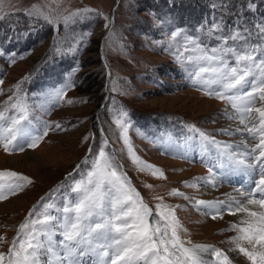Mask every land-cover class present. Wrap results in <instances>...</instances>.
<instances>
[{"label": "rangeland", "instance_id": "374dc122", "mask_svg": "<svg viewBox=\"0 0 264 264\" xmlns=\"http://www.w3.org/2000/svg\"><path fill=\"white\" fill-rule=\"evenodd\" d=\"M114 2L0 0V35L38 41L12 58L0 49V264H96L91 250L105 264H177L167 255L181 246L211 257L184 255V264H264V53L246 50L235 30L231 63L228 41L200 45L165 18L151 17L163 39L149 41L133 30L146 15L143 0H120L110 26ZM45 54L85 59L79 73L94 77L92 91L74 89L70 69L39 95L11 97ZM163 64L182 78L164 74L156 87ZM132 111L166 115L187 133L157 135L152 147ZM58 182L79 193L59 207ZM45 189L53 196L34 212ZM235 200L252 201L256 214ZM143 204L166 225L167 251Z\"/></svg>", "mask_w": 264, "mask_h": 264}, {"label": "trees", "instance_id": "16d2710c", "mask_svg": "<svg viewBox=\"0 0 264 264\" xmlns=\"http://www.w3.org/2000/svg\"><path fill=\"white\" fill-rule=\"evenodd\" d=\"M120 2V1H119ZM118 2V4H119ZM144 6L141 8L144 14H146L139 24L133 28V30L137 33L139 37H145L149 41L150 40H162L163 35H161V31L157 30V28L153 27L151 24V17L156 19V21H161L163 18L166 20L171 21V25L174 28L181 27L187 28L186 31L192 38L197 37L199 39L200 45H213L217 44L220 40L228 41L227 44L232 46L233 51L228 59L224 57L225 60L230 61L231 63H235V50L239 43L236 40L235 36H229V33L234 32L235 30H239L242 32L243 35V44L246 50L249 47L254 46V52L259 55L261 52L264 53V48L261 49V46L264 47V33H261V29L264 27V0H143ZM253 3L255 6L254 8H250L249 5ZM117 4V7H118ZM116 7V9H117ZM114 10V13L116 11ZM212 11L213 14V21L210 19V12ZM140 12V13H141ZM113 13V16H114ZM166 26L168 24L166 22ZM38 38L43 37L42 33ZM195 34H199L196 35ZM38 35V33H36ZM108 32L106 34L107 38ZM5 35H0L1 39V54L8 55L13 57V53L16 54L22 52L27 53L31 48H34L38 45V41L31 40L32 38L26 37L22 41L23 45H19V43H15L14 39L17 38V41L21 38V36L10 38H4ZM37 37V36H36ZM9 39L11 41L10 45H13L11 48L3 45V42ZM106 40V39H105ZM17 45V47L15 46ZM19 46V47H18ZM260 48V49H259ZM8 52V53H5ZM80 55L78 56V58ZM80 60V61H79ZM78 63V64H77ZM76 65L71 62L70 59L66 58H55V57H47V54L42 56L37 63V65L32 66L28 71L26 78H24L18 86V89L15 91V95L12 94L11 97L16 96L17 99H28L27 97H31L34 94H41L53 88V81L57 82L54 83L56 85H60L63 81V73H67L71 69L72 78L71 82L73 84L74 89L80 90L83 92H91L93 87L95 86L96 80L94 77L79 73V71L85 67V59H78ZM74 64V65H73ZM165 69H160V75H155L154 84L158 87L159 85V78L166 77V74L169 76L175 75L176 79L177 76H182L179 73V70L176 68H172L168 66V64L161 65ZM167 67V68H166ZM107 70V68H105ZM167 69V70H166ZM1 73V71H0ZM109 79V75L107 76V80ZM153 86V85H152ZM154 87V86H153ZM107 106V101L103 102L100 106V118L103 122V113H105V107ZM10 116V115H9ZM130 117L135 124V126L141 130V134L144 137H147L150 142L148 143L154 147L153 139L157 135H162L165 133H170V137L175 140H180L184 135L187 133V129H185V125L181 124L176 120H169L166 115H150L140 112L132 111L130 113ZM168 119V120H167ZM97 125L93 124L95 128ZM97 128V127H96ZM109 147V145H108ZM107 149V147H106ZM154 149V148H152ZM108 150V149H107ZM155 150V149H154ZM112 154H115L112 152ZM90 157L88 154L86 155V160ZM114 159V158H113ZM173 160L172 158H170ZM178 161V160H177ZM113 164L115 163L112 160ZM182 162V161H180ZM117 163V164H116ZM114 164L115 167H119V161L116 160ZM183 163V162H182ZM118 165V166H117ZM120 168V167H119ZM84 168L81 169L83 171ZM77 172V171H76ZM72 173L69 177H65L63 180L67 184L71 178L77 177L78 173ZM83 175V174H82ZM124 180L123 178H121ZM76 180V179H75ZM74 181V180H73ZM71 181V182H73ZM70 182V183H71ZM61 182L54 184L51 187H54V192L60 200L63 199H72L75 195H79L78 192H70L65 188H59L58 185ZM127 183V182H126ZM64 184V185H65ZM57 185V186H56ZM124 186V185H123ZM61 187V186H59ZM129 186H127L128 188ZM44 193L40 196L39 200L36 202L35 206L33 207L35 210L34 212L39 213V207L44 206L46 201L53 196V193L47 194L48 196L44 195L47 192L45 189ZM144 202V200L142 199ZM100 208L104 207L103 202L99 203ZM139 205V212L142 215H145V212L142 210L140 203ZM42 206V207H43ZM41 207V208H42ZM40 208V209H41ZM105 217V215H104Z\"/></svg>", "mask_w": 264, "mask_h": 264}, {"label": "bare ground", "instance_id": "6f19581e", "mask_svg": "<svg viewBox=\"0 0 264 264\" xmlns=\"http://www.w3.org/2000/svg\"><path fill=\"white\" fill-rule=\"evenodd\" d=\"M120 0H118V2H119ZM120 3V2H119ZM118 4V3H117ZM116 7H117V5H116ZM116 7H115V9H116ZM114 9V10H115ZM113 13H114V11H113ZM106 39V38H105ZM105 39L103 40V42H105ZM103 42H102V44H103ZM242 172V171H241ZM237 173H238V171H237ZM236 173V174H237ZM245 173V172H244ZM247 173V172H246ZM240 187V186H239ZM244 187H246V186H244ZM249 187V186H248ZM241 189V188H240ZM244 190H246V189H244ZM234 191V190H233ZM239 191H241V190H239ZM238 193V192H237ZM245 193H246V191H245ZM229 194V193H228ZM231 194V193H230ZM229 196V195H228ZM230 197H235V198H240V197H242V194H238V195H236L235 193H233V194H231L230 195ZM240 200H241V198H240ZM240 200H235L234 202H238V210H240V212H251V213H255L256 214V209L254 208V207H256V206H254L253 205V203H251V202H248V201H245V200H243V201H240ZM217 208L219 209V207H214L213 208V211H217ZM221 209H223V208H221ZM220 210V209H219ZM258 211V210H257ZM153 218H151V220H152ZM153 233H154V235H155V237H156V239H157V244H158V247H159V249L160 250H162V251H167V247L168 246H165V245H163L164 244V241L166 240L165 238H164V236H165V234L166 233H168V231L163 227V226H161V225H155L154 226V228H153ZM167 236V235H166ZM166 243V242H165ZM179 246H181V245H179ZM169 248V247H168ZM172 249V248H171ZM91 253L92 254H94V255H92L94 258H95V256H96V259H98V261L96 262V264H105V260H103V258H100V260H99V258H98V255L97 254H95V252L93 251V250H91ZM186 256L187 255V257H190V256H194V258L196 259V260H200V261H204V262H206V261H210L211 260V257L209 256V253H208V251H207V249L206 248H203V247H200V246H192V247H179V248H177L176 250H174L173 251V253L171 254V255H167V257L170 259V260H172L173 262H175V263H177V264H180L181 262H180V258H182V256ZM96 261V260H95ZM70 264V263H69Z\"/></svg>", "mask_w": 264, "mask_h": 264}, {"label": "water", "instance_id": "95a60500", "mask_svg": "<svg viewBox=\"0 0 264 264\" xmlns=\"http://www.w3.org/2000/svg\"><path fill=\"white\" fill-rule=\"evenodd\" d=\"M117 3H118V0H115V2H114V4H113V7H112V9H111V15H110V26H111V24H112V17H113V11H114V9H115V7H116V5H117ZM106 34H107V31L103 34V36H102V38H101V40H100V43H101V45H102V42H103V40L105 39V37H106ZM108 74V73H107ZM107 74H106V76H107ZM123 173V172H122ZM124 174V173H123ZM124 176H125V174H124ZM143 207H144V209L146 210V213H147V215H148V222H149V220L151 219V218H155L158 222H159V224H161L165 229H166V225L160 220V219H158L155 215H153L151 212H150V210H149V208L145 205V204H143ZM164 237H166V234H165V236ZM180 264H184V262H183V260L180 258Z\"/></svg>", "mask_w": 264, "mask_h": 264}]
</instances>
